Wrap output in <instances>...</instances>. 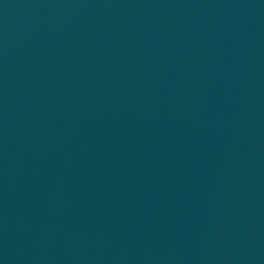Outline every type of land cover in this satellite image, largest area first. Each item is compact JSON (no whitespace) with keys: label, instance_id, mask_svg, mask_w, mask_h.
<instances>
[{"label":"water","instance_id":"95a60500","mask_svg":"<svg viewBox=\"0 0 264 264\" xmlns=\"http://www.w3.org/2000/svg\"><path fill=\"white\" fill-rule=\"evenodd\" d=\"M0 264H264V0H0Z\"/></svg>","mask_w":264,"mask_h":264}]
</instances>
